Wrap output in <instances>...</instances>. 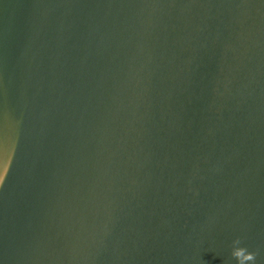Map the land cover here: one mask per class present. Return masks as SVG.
<instances>
[{"label":"water","instance_id":"95a60500","mask_svg":"<svg viewBox=\"0 0 264 264\" xmlns=\"http://www.w3.org/2000/svg\"><path fill=\"white\" fill-rule=\"evenodd\" d=\"M0 264H264V0H0Z\"/></svg>","mask_w":264,"mask_h":264}]
</instances>
